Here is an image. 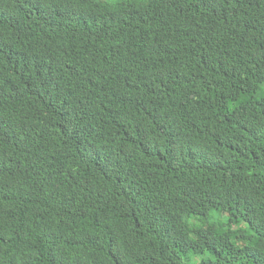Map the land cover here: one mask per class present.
<instances>
[{
    "label": "trees",
    "instance_id": "1",
    "mask_svg": "<svg viewBox=\"0 0 264 264\" xmlns=\"http://www.w3.org/2000/svg\"><path fill=\"white\" fill-rule=\"evenodd\" d=\"M263 86L264 0H0V264H264Z\"/></svg>",
    "mask_w": 264,
    "mask_h": 264
},
{
    "label": "rangeland",
    "instance_id": "2",
    "mask_svg": "<svg viewBox=\"0 0 264 264\" xmlns=\"http://www.w3.org/2000/svg\"><path fill=\"white\" fill-rule=\"evenodd\" d=\"M256 96L258 98H264V86L259 90V92L256 94ZM213 216L216 218V219H220L221 216L218 215V213H214ZM202 256L201 257H196L195 259H193V261L189 264H196L197 262H199L201 260Z\"/></svg>",
    "mask_w": 264,
    "mask_h": 264
}]
</instances>
